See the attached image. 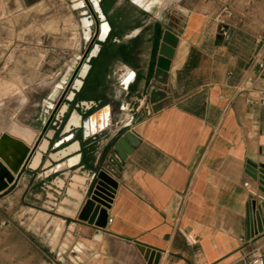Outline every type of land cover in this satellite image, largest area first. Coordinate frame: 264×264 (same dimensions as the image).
<instances>
[{
    "label": "crops",
    "instance_id": "obj_1",
    "mask_svg": "<svg viewBox=\"0 0 264 264\" xmlns=\"http://www.w3.org/2000/svg\"><path fill=\"white\" fill-rule=\"evenodd\" d=\"M91 1L101 18L95 60L81 65L57 113L29 126L38 142L0 193V264H74L81 238L97 249L77 264H149L139 246L156 264L264 255V231L246 237L251 210L264 226V194L246 168L264 162V104L255 102L264 0ZM165 31L177 38L168 71L156 66ZM108 112L109 125L91 135L85 121L95 113L100 128ZM128 132L137 145L121 159L115 146ZM98 171L116 184L103 229L77 220Z\"/></svg>",
    "mask_w": 264,
    "mask_h": 264
},
{
    "label": "rangeland",
    "instance_id": "obj_2",
    "mask_svg": "<svg viewBox=\"0 0 264 264\" xmlns=\"http://www.w3.org/2000/svg\"><path fill=\"white\" fill-rule=\"evenodd\" d=\"M97 25L91 0H0V134L14 124L39 127L57 113L87 61ZM259 30L264 40V18ZM22 137L29 139L27 131ZM21 221L39 230L47 224L44 217Z\"/></svg>",
    "mask_w": 264,
    "mask_h": 264
},
{
    "label": "water",
    "instance_id": "obj_3",
    "mask_svg": "<svg viewBox=\"0 0 264 264\" xmlns=\"http://www.w3.org/2000/svg\"><path fill=\"white\" fill-rule=\"evenodd\" d=\"M95 16L98 20L95 37L98 41H101L99 37V21H101V18L99 14H95ZM176 44L177 38L171 32L165 31L162 36L156 61V66L158 69L162 71L169 70L170 60L173 56ZM91 57V55H88L86 61L87 63ZM94 114L95 113L91 114L88 118L92 117ZM108 125L109 112L103 120L102 127L97 128V130L89 131H91V133H95L96 131L103 130ZM26 131L28 133L29 139L22 137ZM38 136L39 135L37 132L15 124L12 125L9 131L2 132L0 134V193L4 192L10 185H12L17 174L26 165L27 159L32 149L35 147V142L39 138ZM136 145V138L133 134L128 132L124 134L123 137L117 142L115 150L121 159H125ZM246 168L251 178L257 181L259 191L264 194V162L257 164L247 162ZM115 187V182L107 175L105 171H98L94 189L91 195L83 203L77 216V220L85 221L90 225H94L97 228L103 229L107 223V214L105 209L109 207ZM251 205L254 206L255 204L252 202ZM261 208L264 210V203H261ZM254 221L256 228L253 226ZM262 231H264V226H262V220L259 212H253L251 210L250 216L248 217L247 239L252 238L254 234L261 233ZM96 249V244L82 239L71 248L68 258L74 264H77L82 260H86L87 256L90 257L92 255V251H95ZM139 250L141 252H145V257L149 256V264H156L158 254H156L154 258L153 253H150L149 250H144V248L140 246ZM96 259V256L92 257L89 260V263H94Z\"/></svg>",
    "mask_w": 264,
    "mask_h": 264
},
{
    "label": "built area",
    "instance_id": "obj_4",
    "mask_svg": "<svg viewBox=\"0 0 264 264\" xmlns=\"http://www.w3.org/2000/svg\"><path fill=\"white\" fill-rule=\"evenodd\" d=\"M231 12L229 11H224V17H231ZM220 23L224 24V19L223 18H219V16H217ZM255 102L259 103V104H264V82H262V88L258 91V96L255 99ZM91 135H93L94 133H91V131H89ZM251 239V238H250ZM250 239H247V241H249ZM248 264H264V255H262L261 251L259 248H255L254 250H252V252L250 253V260L248 261Z\"/></svg>",
    "mask_w": 264,
    "mask_h": 264
},
{
    "label": "bare ground",
    "instance_id": "obj_5",
    "mask_svg": "<svg viewBox=\"0 0 264 264\" xmlns=\"http://www.w3.org/2000/svg\"><path fill=\"white\" fill-rule=\"evenodd\" d=\"M157 1H159V0H137V2L139 3V4H141V5H144L145 7H148V5L149 4H153V3H155V2H157ZM148 3V4H147ZM96 14H98L97 12H96ZM85 24V26H87L88 25V23L87 22H85L84 23ZM100 28V27H99ZM90 33H91V31L90 30H88L87 32H86V37H88L89 35H90ZM102 40V39H101ZM104 40V39H103ZM95 47H98V45H96V46H94V48L92 49L91 48V50L89 51V55H91L92 56V51H94V49H95ZM96 49H98V48H96ZM86 64H87V67H88V63L87 62H85ZM86 74V73H85ZM85 76V75H84ZM83 76V77H84ZM78 78V77H77ZM47 104L50 106L51 105V103L50 102H47ZM47 105V106H48ZM48 108V107H47ZM76 120V119H75ZM101 126V125H100ZM85 128H86V130H89V129H97V123H96V127H95V125H94V123H93V117H90L88 120H86L85 121ZM44 147V145H41V148H43Z\"/></svg>",
    "mask_w": 264,
    "mask_h": 264
},
{
    "label": "trees",
    "instance_id": "obj_6",
    "mask_svg": "<svg viewBox=\"0 0 264 264\" xmlns=\"http://www.w3.org/2000/svg\"><path fill=\"white\" fill-rule=\"evenodd\" d=\"M103 13H104V12H103ZM93 43H94V40L92 41V44H93ZM103 47H104V46H102V48H103ZM94 60H95V59H91V60H90V62H91V63H93V62H94ZM82 92H84V87H83V86L81 87V89H80V91H79V93H78L77 97H79V96H80V94H81Z\"/></svg>",
    "mask_w": 264,
    "mask_h": 264
}]
</instances>
